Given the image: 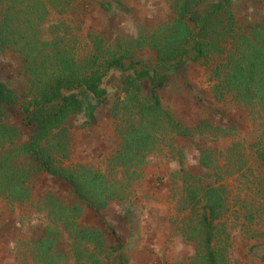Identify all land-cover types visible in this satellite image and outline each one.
I'll return each instance as SVG.
<instances>
[{
	"label": "rangeland",
	"instance_id": "374dc122",
	"mask_svg": "<svg viewBox=\"0 0 264 264\" xmlns=\"http://www.w3.org/2000/svg\"><path fill=\"white\" fill-rule=\"evenodd\" d=\"M215 1L193 0V19L197 21ZM171 3L172 0H14L19 14L16 19L31 22L30 30L20 23L22 37L56 40L78 63L85 62L98 47L103 53L131 51L136 71L147 70L161 80L153 90L161 110L187 131L186 137L179 136L163 114L153 115L157 124L153 151L137 157L141 160L139 168L121 166L114 159L120 141L118 132L126 127L124 120L129 114L136 117L137 105L119 91V79L125 73H112L104 83L107 100L70 119L69 154L61 164H83L104 173L117 186L121 198L110 201L102 216L122 244L123 264H191L198 236L192 229L194 217L186 205L178 159L191 174L198 175L200 149H209L223 165L220 182L226 185L228 195L226 229L214 243L222 250V264H264V182L253 156L256 143L264 146V117L255 107L233 102L228 94H216L211 67L190 61L191 52L182 62L157 64L153 50L144 46L129 48L128 42L139 33L150 32L171 16ZM230 9L243 26L264 20V0H231ZM114 10L118 11L115 23L108 21V13ZM22 37L17 42L23 43ZM33 46L39 57L49 48ZM23 49L17 45L0 49V81L20 100L27 93L19 56ZM138 87L139 94H149L148 81H140ZM52 109L54 105L34 113ZM19 120L20 115L11 112L10 121L19 125ZM30 128H24L25 134ZM67 190L65 184L40 173L32 183L29 202L11 208L0 198V264H4L6 254L13 257L12 264H39L31 260L29 249L45 223L41 197L45 193L64 196ZM247 213L251 218L246 217ZM84 220L100 227L99 220L88 211Z\"/></svg>",
	"mask_w": 264,
	"mask_h": 264
},
{
	"label": "trees",
	"instance_id": "16d2710c",
	"mask_svg": "<svg viewBox=\"0 0 264 264\" xmlns=\"http://www.w3.org/2000/svg\"><path fill=\"white\" fill-rule=\"evenodd\" d=\"M230 1L213 2L195 21L193 0H172L171 16L150 32L139 33L128 42L129 48L144 46L153 50L157 64L182 62L191 52L190 61L211 67L216 94H228L233 102L255 107L264 117V20L252 25L238 24ZM11 2L0 0V49L24 46L19 56L27 93L20 100L0 81V198L11 208L20 207L29 202L38 174L58 180L68 187L67 193H45L41 197L45 223L40 237L30 244L31 260L39 264H123L122 244L102 216L110 201L121 198L117 186L104 173L83 164H61L69 154V121L91 105L106 101L105 80L112 73L124 72L119 79V91L129 101L133 99L137 115L133 118L129 114L124 120L126 127L118 132L120 141L114 159L121 166L139 168L137 163L141 160L137 157L153 151L157 131L153 115L163 114L179 136L186 137L187 131L161 110L159 97L153 91L161 80L147 70L136 71L131 51L115 49L103 53L98 47L85 62L78 63L56 40L22 37L21 24L30 30L31 22L16 19L19 14L14 0ZM117 12L108 13V21L115 23ZM20 37L23 43L17 42ZM35 44L49 48L39 57ZM142 80L151 86L146 96L139 94L138 84ZM51 105L55 109L34 113ZM11 112L20 115L19 125L10 121ZM26 127H31L27 134ZM253 150L264 182V146L256 143ZM197 163L200 173L193 175L178 159L186 205L194 217L192 229L198 236V249L191 264H222V250L214 243L226 229L228 195L226 185L220 182L223 165L209 149H200ZM87 211L99 220L100 227L84 220ZM235 214L241 216L239 210ZM247 216L251 218V214Z\"/></svg>",
	"mask_w": 264,
	"mask_h": 264
},
{
	"label": "crops",
	"instance_id": "0c3cea01",
	"mask_svg": "<svg viewBox=\"0 0 264 264\" xmlns=\"http://www.w3.org/2000/svg\"><path fill=\"white\" fill-rule=\"evenodd\" d=\"M2 262L4 263V264H12V262H14V259H13V257L11 256V257H9L8 256V254H6V256L4 257V259L2 260Z\"/></svg>",
	"mask_w": 264,
	"mask_h": 264
}]
</instances>
